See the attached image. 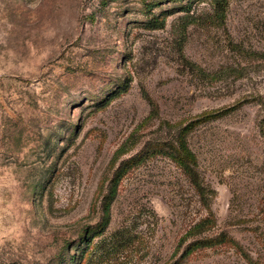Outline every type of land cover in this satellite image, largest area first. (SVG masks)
Listing matches in <instances>:
<instances>
[{"label": "rangeland", "instance_id": "1", "mask_svg": "<svg viewBox=\"0 0 264 264\" xmlns=\"http://www.w3.org/2000/svg\"><path fill=\"white\" fill-rule=\"evenodd\" d=\"M181 2L0 0V264H264V0Z\"/></svg>", "mask_w": 264, "mask_h": 264}, {"label": "trees", "instance_id": "2", "mask_svg": "<svg viewBox=\"0 0 264 264\" xmlns=\"http://www.w3.org/2000/svg\"><path fill=\"white\" fill-rule=\"evenodd\" d=\"M139 1H140V12L146 15L147 18L145 19V24L150 28L162 27L164 24V19L167 16V14L174 13L175 12L174 10H176V9H171L168 11L166 10V13L164 11H159L158 13H154V8L157 5L162 4V0H139ZM171 1L172 2L182 1L180 3V9L188 12L189 5L196 0H171ZM211 1L215 4L216 11L223 12L229 0H211ZM259 104L264 112V99L260 100ZM229 110L230 109L203 113L202 115L199 116L198 119L189 123L186 127L180 130L176 139L177 146L175 147L174 154L171 155V158L175 163L180 165L182 170L193 180L196 179V172L194 167L197 166V160L195 155L188 149L185 143L184 135L199 124L224 116ZM260 131L264 135V117L260 121ZM141 159L142 157H136L130 159L122 163L118 167L111 181L110 188L102 198V205H101L102 215H103L102 222L99 226L96 225L90 229L88 228H86V230L84 229L80 235V240H79L80 243L81 242L86 243V245L89 244L92 238V236L89 237L91 231L95 230L94 232L98 234L102 232V230L107 226V224L109 223L110 206L117 194V186L120 181V178L130 168L136 166L141 161ZM197 190L200 194H202L203 197L204 194L202 193V189H200V187L197 186ZM204 224L205 221L194 224L193 227L187 230L186 234L181 238L180 242L184 241L186 238L190 236L198 234L199 230L203 227ZM222 242H223V237L221 235L213 239L198 240L188 245L187 249L185 250V254H188L189 252H192L198 248L211 247L220 244Z\"/></svg>", "mask_w": 264, "mask_h": 264}]
</instances>
